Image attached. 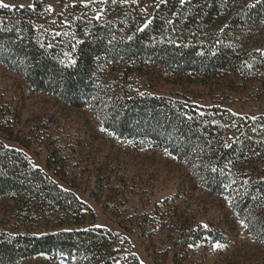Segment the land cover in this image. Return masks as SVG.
Returning a JSON list of instances; mask_svg holds the SVG:
<instances>
[{"label": "trees", "instance_id": "16d2710c", "mask_svg": "<svg viewBox=\"0 0 264 264\" xmlns=\"http://www.w3.org/2000/svg\"><path fill=\"white\" fill-rule=\"evenodd\" d=\"M47 1L33 8L0 9V64L29 86L77 108L96 93L95 66L103 61L146 62L184 76H215L219 82L229 78L239 83L246 73L253 79L261 73L264 78V0H165L146 25L138 6L132 4L131 11L122 0H114L106 6L105 21L85 28L78 22V41L37 23L42 16L47 18L42 11ZM99 98L97 111L104 114L109 128L113 125L112 131L136 133L186 161L211 194L234 197L243 219L264 217V117L252 120L228 113L223 122L239 134L230 142L221 125L180 101L149 95L125 102L119 97ZM118 102L122 108L114 109ZM0 197L16 201L22 212L15 217L17 225L29 228V223L36 227L38 218L48 221L44 230H0V264H19L38 256L64 264H115L127 254L125 243L111 231L84 228L89 216L76 194L31 168L2 142ZM199 234L212 235L202 227L183 228L182 246ZM179 257L175 253V264L183 261L184 256Z\"/></svg>", "mask_w": 264, "mask_h": 264}, {"label": "rangeland", "instance_id": "374dc122", "mask_svg": "<svg viewBox=\"0 0 264 264\" xmlns=\"http://www.w3.org/2000/svg\"><path fill=\"white\" fill-rule=\"evenodd\" d=\"M40 1L0 0L9 5L0 9L33 8ZM111 1L48 0L42 10L47 18L42 16L37 23L78 41L80 27L106 20V6ZM164 1L122 3L131 11L135 10L132 4L138 6L146 25ZM2 16L0 13V21ZM95 69L96 93L77 108L56 95L36 90L0 64V142L20 153L31 168L45 172L77 195L89 216L84 228L107 229L119 236L127 254L115 264H175V253L179 259L184 256L178 264H264L262 215L243 219L233 196L211 194L186 161L149 139L112 131L113 125H106L104 114L95 105L99 97H109L110 101L119 97L125 102L149 95L180 101L198 116L210 117L221 125L227 140L233 142L239 134L232 133L234 127L229 122H223L228 113L252 120L264 117L261 73L254 79L243 74L238 83L229 78L219 82L215 76H184L146 62L103 61ZM120 102L114 109L122 108ZM18 208L16 201L0 197V230H44L48 225L41 218L35 221L36 227L17 225L15 217L22 215ZM185 227H202L212 235L199 234L183 247L180 235ZM19 264L64 263L38 256Z\"/></svg>", "mask_w": 264, "mask_h": 264}, {"label": "snow or ice", "instance_id": "6c2138e0", "mask_svg": "<svg viewBox=\"0 0 264 264\" xmlns=\"http://www.w3.org/2000/svg\"><path fill=\"white\" fill-rule=\"evenodd\" d=\"M0 7H9V5H7V4H3V3H0ZM103 130V129H102ZM205 227H207L206 225H205ZM216 247H219V245H216Z\"/></svg>", "mask_w": 264, "mask_h": 264}]
</instances>
